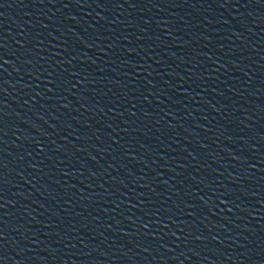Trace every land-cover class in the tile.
<instances>
[{
	"label": "water",
	"instance_id": "1",
	"mask_svg": "<svg viewBox=\"0 0 264 264\" xmlns=\"http://www.w3.org/2000/svg\"><path fill=\"white\" fill-rule=\"evenodd\" d=\"M0 264H264V0H0Z\"/></svg>",
	"mask_w": 264,
	"mask_h": 264
}]
</instances>
